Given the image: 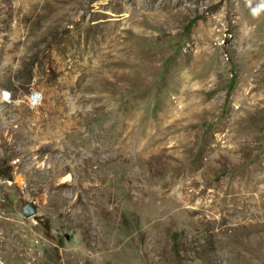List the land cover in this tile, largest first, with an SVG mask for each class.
Wrapping results in <instances>:
<instances>
[{
  "label": "rangeland",
  "instance_id": "374dc122",
  "mask_svg": "<svg viewBox=\"0 0 264 264\" xmlns=\"http://www.w3.org/2000/svg\"><path fill=\"white\" fill-rule=\"evenodd\" d=\"M0 264H264V0H0Z\"/></svg>",
  "mask_w": 264,
  "mask_h": 264
},
{
  "label": "built area",
  "instance_id": "2783aa9c",
  "mask_svg": "<svg viewBox=\"0 0 264 264\" xmlns=\"http://www.w3.org/2000/svg\"><path fill=\"white\" fill-rule=\"evenodd\" d=\"M39 93H37L36 91H31L28 93V96H27V101L30 105H37L39 103Z\"/></svg>",
  "mask_w": 264,
  "mask_h": 264
},
{
  "label": "water",
  "instance_id": "95a60500",
  "mask_svg": "<svg viewBox=\"0 0 264 264\" xmlns=\"http://www.w3.org/2000/svg\"><path fill=\"white\" fill-rule=\"evenodd\" d=\"M33 211H34V209L31 208V207H24V209H23V213H24V215H26V216L31 215V214L33 213Z\"/></svg>",
  "mask_w": 264,
  "mask_h": 264
},
{
  "label": "trees",
  "instance_id": "16d2710c",
  "mask_svg": "<svg viewBox=\"0 0 264 264\" xmlns=\"http://www.w3.org/2000/svg\"><path fill=\"white\" fill-rule=\"evenodd\" d=\"M230 89H231V85L229 84V87L227 88V91H226V94H225L224 101H226V99L228 98V95H229Z\"/></svg>",
  "mask_w": 264,
  "mask_h": 264
}]
</instances>
